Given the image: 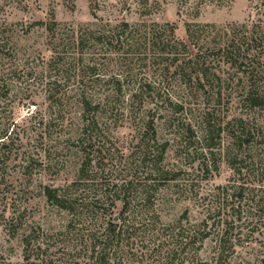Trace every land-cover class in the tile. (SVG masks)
I'll return each mask as SVG.
<instances>
[{
	"label": "trees",
	"instance_id": "trees-1",
	"mask_svg": "<svg viewBox=\"0 0 264 264\" xmlns=\"http://www.w3.org/2000/svg\"><path fill=\"white\" fill-rule=\"evenodd\" d=\"M154 5L138 0L135 22L60 25L50 17L32 24L44 27L52 53L43 87L52 117L45 128L62 130L65 150L78 155L79 165L70 181L42 189L51 208L66 215V229L24 231L22 264H207L200 250L209 237L215 242L210 260L220 264L231 255L232 231L245 210L241 201L254 202L250 208L246 204L247 211L253 209L264 221V196L253 195V183L246 182L261 172L250 151L264 144V131L237 117L222 125L225 116H215L216 106L237 97L233 77L238 74L242 82L245 78V111L264 116V19L189 24L183 40L172 24L145 20ZM174 97L181 104H172ZM181 97H202L212 106L196 108L198 120L183 126L189 136L191 130L205 132L198 138L205 151H195L201 159L194 168L199 180L184 184L178 183L183 170L165 161L169 142L157 134L161 109L182 110ZM123 127L132 130L126 146L114 136V129ZM223 130L231 139L226 146L221 145ZM221 160L241 181L238 188L237 178L223 187L212 210L197 188ZM170 184L175 198L194 200L206 216L190 219L185 209L175 220L161 221L158 207L169 200L159 193ZM0 264L11 263L0 256Z\"/></svg>",
	"mask_w": 264,
	"mask_h": 264
},
{
	"label": "rangeland",
	"instance_id": "rangeland-1",
	"mask_svg": "<svg viewBox=\"0 0 264 264\" xmlns=\"http://www.w3.org/2000/svg\"><path fill=\"white\" fill-rule=\"evenodd\" d=\"M26 2L30 6L24 8L14 0H0V256L11 264H22L21 234L24 231L33 228L55 234L66 229V215L51 208L42 189L45 185L70 181L79 165L78 155L65 150L62 130L45 128V123L52 117L48 109L49 99L43 91L44 84L49 80L47 61L52 53L44 27L32 24L50 17L60 25L99 24L121 19L135 22L138 18L135 14L138 0L21 1ZM148 3L155 5L153 11L144 17L145 20L172 24L175 36L183 40L189 24L237 25L264 19V0H148ZM92 4L94 10L91 9ZM28 26L31 29L23 32ZM240 78V74L233 77L234 83H237V97L232 95L216 106L219 111L215 116H225L222 125L237 117L245 119L248 126L264 131V116L258 111L248 113L242 106V92L246 91V86L245 78L244 83ZM172 100V104H181L175 97ZM181 100L182 110L171 113L169 106L166 111L161 109L164 116L157 134L158 138L169 142L165 161L169 167L183 170L178 183L184 184L190 178L199 180L194 168L201 159L195 151H205L198 142L205 132L203 129L191 130L195 137L189 136L183 126L198 120L196 108L208 110L212 106L203 102L202 97H181ZM223 131L221 145L226 146L231 139L226 130ZM130 132L132 130L127 127L118 128L114 129V136L124 139L126 146ZM263 146L257 143L250 151L261 174L246 177L248 185L253 183V195L257 193L258 196H264V151L258 154V148ZM218 165L219 169L209 176H200L202 180L197 188L198 197L205 206L211 205L212 210L220 203L222 188L232 184L233 178H237V188L241 181L224 160ZM173 190L175 187L170 184L159 193L161 197L164 195V200H169L158 207L161 221L175 220L185 209H188L190 219L200 220L206 216L204 207L194 200L175 198L171 193ZM248 202L241 201V205L245 203V210L240 218L237 215V225H234L237 228L232 231L231 244L234 245H231V255L220 264H264V221L258 219L259 213L253 209L247 211ZM251 202L249 208L254 205ZM18 225L21 227L17 229ZM13 229L18 230L14 236L11 235ZM214 246L213 237H209L205 248L200 250L203 262L216 264L215 260H210Z\"/></svg>",
	"mask_w": 264,
	"mask_h": 264
}]
</instances>
